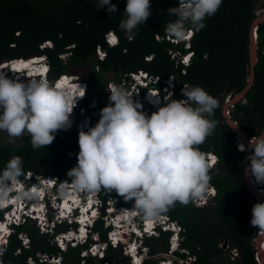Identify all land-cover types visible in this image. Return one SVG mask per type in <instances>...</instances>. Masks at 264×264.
<instances>
[{
  "label": "trees",
  "instance_id": "obj_1",
  "mask_svg": "<svg viewBox=\"0 0 264 264\" xmlns=\"http://www.w3.org/2000/svg\"><path fill=\"white\" fill-rule=\"evenodd\" d=\"M111 2L117 6L115 14L109 13L106 6L96 9L94 0H0V64L44 55L49 63L51 82L62 74L76 75L86 82V98L80 104L86 115L109 103L106 74L112 75L111 81L117 86L130 82V74L137 71H144L160 81L172 77L176 87L172 99L177 100L185 99L179 94L180 89L202 87L218 101L214 115L208 117L216 121L214 132L198 146L199 150L218 157L215 168L209 170V175L216 172L211 177L216 194L203 207L193 202L186 206L177 202L163 214L178 224L180 247L195 257L189 264H258L255 237L259 229L253 227L250 220L253 205L264 201L256 200L247 187L244 173L249 160L246 153L235 146V133L224 116L223 106L226 97L233 98L248 84L249 34L252 22L263 13L264 0H222L215 15L205 20L203 29L196 31L189 25L193 30L189 49L193 56L188 66H183L175 53L185 54L189 50L166 32L168 20L176 18L167 10L177 7L179 0H150L151 16L144 25L138 26V35L132 40L118 28L125 18L127 0ZM108 32L116 35L117 45L106 43ZM256 33L253 83L229 112V119L236 122L248 139L264 132V19L258 23ZM98 49L103 51L102 57L97 54ZM62 54H67L65 59H61ZM99 118L100 114L92 117V123L96 124ZM80 119V112L76 111L73 123L77 124ZM78 152V134L74 127L58 130L52 144L39 149L33 148L30 136L25 133L17 142L0 143V171L12 157L19 156L23 160L20 178L28 183L33 180L26 179L27 172L32 176L71 181L67 172L76 166ZM252 179L254 181V177ZM255 185L264 189V184ZM100 193L102 200L112 196L118 206L135 209L133 201H125L115 190L109 192L102 188ZM68 227L66 223L57 224L55 232L66 231ZM93 231L99 240H106L101 220L95 222ZM21 232L28 236V245L23 244ZM170 234L159 231L157 237L142 239L148 250L143 264H157L159 254L168 252ZM222 239L227 241L229 250L238 249L237 259H230V253L221 248ZM87 247L68 244L60 250L53 236L40 232L27 217L15 226L8 242L1 246L6 251L0 256V264H29V257L35 264H46L39 261L40 255L59 256L62 264L129 263L121 247L108 246L104 259L90 255L81 257V251ZM175 255L186 256L178 252Z\"/></svg>",
  "mask_w": 264,
  "mask_h": 264
},
{
  "label": "clouds",
  "instance_id": "obj_2",
  "mask_svg": "<svg viewBox=\"0 0 264 264\" xmlns=\"http://www.w3.org/2000/svg\"><path fill=\"white\" fill-rule=\"evenodd\" d=\"M94 2L96 9L106 6L109 13L117 12V6L111 0ZM221 4L222 0H179L177 7L167 10L169 15L176 18L168 20L166 32L174 37L172 40L178 39L179 43L184 44V49L189 50L193 30L188 26L196 31L203 29L206 26L205 20L214 16ZM123 13L125 18L119 22L118 28L132 40L138 35V26L144 25L151 16L150 0H127ZM112 18L113 16L110 17ZM112 34L115 40L112 45L106 41L109 46L118 44V38L113 32ZM44 44L50 46L49 42ZM187 54H190V63L193 56L190 50L180 55ZM66 55H60L61 59H65ZM31 58L33 60H30ZM31 58H17L0 64V131L7 133L10 142L27 133L33 148L39 149L52 144L58 130L74 127L78 134L79 152L76 166L67 172L71 181H60L51 176H32L31 172H27L26 179L33 180L28 183L20 178L23 175V160L19 156L12 157L0 171V256L6 251L1 246L8 242L15 226L23 223L27 217L31 218L21 211L19 217L11 207H2L17 182L20 186L31 187V190L21 189L17 199L31 202V207L33 204L40 205L38 214L41 219L31 218L38 230L40 231V222H44L48 229L54 231L57 224L66 223L69 226L66 231L77 233V237L72 238L75 244L68 242L67 245H88L81 251V257L90 255L104 259V251L108 246L114 249L121 247L122 255L129 258L128 264H143L148 258L147 247L142 243L143 238L157 237L159 231H162L170 232V236L177 237L180 241L176 224L163 213L174 207L177 202L186 206L190 202L203 199L209 189V170L215 168L218 157L213 154L216 157V165L209 167L205 154L198 146L214 132L216 121L208 117L214 115L218 106L217 99L200 86L184 87L182 95L185 99H172L176 87L169 93L163 89L168 86L166 80L158 83L147 73L148 76L143 78L147 85H136L143 91L147 87H155L159 91L158 103H161V106L155 108L144 102L142 105L135 102L137 93L133 80L122 86L113 85L109 89L106 84L110 93L109 103L100 110V118L93 124L92 117L95 116L86 115L80 108L87 94L86 82L79 78H69V74H62L51 82L47 58L44 55ZM19 61L31 63L40 74H35L31 69L27 70L28 72H25V69L17 71L20 66H24L21 64L15 68L14 63ZM189 63L181 64L188 66ZM159 84H162L160 88ZM76 111L80 112L81 119L74 124L73 115ZM247 147L252 149V154L247 157L249 164L244 174L251 176L249 178L252 183L264 184V134L253 136ZM238 150L244 152L245 145L238 144ZM62 183L72 184L79 190L74 199L83 198V191L97 192L98 196L95 198L91 195L80 207V211L71 210L74 216L63 219L56 209L49 205V196H45L43 191V188L50 186L52 195L59 196L61 190H55V185ZM35 185L40 186L39 194L34 190ZM102 188L109 192L115 190L125 201H133L135 208L116 205L128 210L131 224L128 226L129 231H122L125 238L120 236L115 244L108 236L109 232L117 231L112 225L115 221L110 220L112 211L107 210L113 208L106 209L101 205L106 200L100 197ZM37 197L42 200L38 202ZM70 207L73 209L72 205ZM5 212L12 215L5 219ZM159 216H163L164 221L158 220ZM144 218L155 219L152 231H143L140 223ZM99 220L106 231L105 241L99 240V236L93 231L95 222ZM79 224H84L86 228H81L79 232ZM250 224L259 229L258 233L264 232V202L253 205ZM73 225L75 226L72 227ZM21 234L19 233V236ZM91 240L94 243H89ZM93 246L98 247L95 255L90 253ZM125 248H132L133 254H125ZM224 250L229 252V246ZM175 252L179 253L177 250H174ZM255 258L259 264L257 254ZM159 262L158 260L157 264ZM46 264L51 263L46 261Z\"/></svg>",
  "mask_w": 264,
  "mask_h": 264
},
{
  "label": "built area",
  "instance_id": "obj_3",
  "mask_svg": "<svg viewBox=\"0 0 264 264\" xmlns=\"http://www.w3.org/2000/svg\"><path fill=\"white\" fill-rule=\"evenodd\" d=\"M115 37L113 36L112 32H109L106 38V41L108 42L109 45H112L114 43ZM98 54L100 57H102L104 55L103 51H101L100 49H98ZM176 57L180 58V63H184V64H188L189 63V59H190V54H187L185 56H181L178 53H175ZM148 74L144 71H137L136 73L130 74V81L133 80V86H134V90L137 93V96L135 98V102H138L140 105H142V103H146L148 105L154 106L158 103L159 100V91L154 87H147L146 90H144L142 92V90L139 89V87L136 85L137 83H142L143 85H147L146 81L143 80L144 77H147ZM73 76H70L69 78H71ZM65 78V76L63 77ZM77 78V77H75ZM154 80H156L158 83L160 82V80L157 77H154ZM166 83H168V86H166V88L164 87L163 89L167 90L169 93L172 92V89L174 86V80L172 77H169L168 79H166L165 81ZM64 83V82H62ZM108 89L111 87V85L108 83L107 85ZM155 94V95H152ZM180 94H182V89H180ZM229 100L228 97L225 98V103ZM232 107V106H231ZM230 107V108H231ZM230 108L226 111L227 114H230ZM145 114L146 112L143 111ZM100 113V110L93 112V116H97ZM236 123V122H235ZM238 144H240V142L235 141V146L238 150ZM201 151V150H200ZM202 153L205 154L207 162L209 164V167L215 166L216 165V157L211 154V153H207V152H203ZM244 152H248V150L244 151ZM251 180V179H250ZM216 194V188L215 186L210 183L209 185V189L207 191V193L205 194L204 198L197 201V202H193L196 206L198 207H203L205 205L208 204L209 200H211V198L214 197V195ZM99 200H97L98 202ZM111 216H110V220L112 221H118V217H129L130 215L128 214V210L125 207H119L117 209H111ZM110 212V211H109ZM134 213V212H133ZM129 215V216H127ZM161 219H164L163 216H159ZM155 222V219L153 220H149L144 218L142 220V222L140 223V226L142 227L144 232H148V231H152V227H153V223ZM81 228L84 230L86 228V226H84V224H79V228L77 229L79 232L81 230ZM39 229L40 232L43 233H48L50 235H53V241L54 243L59 246L60 250H64L65 247L67 246V243L70 242L73 245L75 244V240H72L73 237H77V233L73 232L71 233L70 231H62V232H58L55 233L54 229H48L47 225H45L44 222H40L39 225ZM117 231H113V232H109L108 236L109 239L112 241L114 240V244L117 241V239L122 236L123 238H125V236L123 235L124 230H122V228H116ZM125 229V228H124ZM129 231V230H127ZM20 237L22 238V242L25 245H28L29 243V239L28 236L25 233H22L20 235ZM80 239V238H79ZM222 243V242H221ZM168 252L164 253V257L166 258L168 255V259H159V264H174L176 262V264H189L195 261V257L191 256L187 250H184L180 247V241H178L177 237L174 236H170L168 239ZM227 246V245H226ZM94 247V248H93ZM90 248V253L95 255L98 252V247L97 246H93ZM227 249V248H226ZM174 250L179 251V253H185L186 256L185 257H180L178 255H175ZM125 254H133V250L132 248H125L124 250ZM238 251L234 250L231 251L229 250V253L231 256V258L234 260V258L239 255V253H237ZM39 257V261H49L51 264H62V259L59 256H45V255H40ZM173 260V263H172ZM28 262L29 264H35L34 260L29 257L28 258ZM108 264V263H106Z\"/></svg>",
  "mask_w": 264,
  "mask_h": 264
},
{
  "label": "water",
  "instance_id": "obj_4",
  "mask_svg": "<svg viewBox=\"0 0 264 264\" xmlns=\"http://www.w3.org/2000/svg\"><path fill=\"white\" fill-rule=\"evenodd\" d=\"M264 19V9H263V13L261 16H258L251 25V30H250V34H249V49H248V62H249V75L247 78V86L239 93V95L236 98H229V100L224 104L225 109L228 110L231 106H233L236 102H238V100L240 98H242L244 96V94L248 91V89L251 87L252 83H253V79H254V68L257 62V33H256V27L258 25L259 22H261ZM224 110V109H223ZM225 115L228 114L225 111ZM228 124L230 125L232 131L235 133V141L240 142V144L245 145V149L249 150V148L247 147L249 141L251 138H247L245 136V134L240 130L239 126L232 121L231 119H229V121H227ZM264 134V132L262 133ZM245 150V151H246ZM247 170V169H246ZM246 172V171H245ZM250 175H245V182L247 184V187L249 189V191L252 193V195L255 197L256 200H262L264 201V189H259L257 188V185H255L254 183H252L250 181ZM264 232H259L257 234V236L255 237V247H256V254L259 260V264H264ZM223 249H226V241H223V245H222ZM260 256V257H259Z\"/></svg>",
  "mask_w": 264,
  "mask_h": 264
},
{
  "label": "rangeland",
  "instance_id": "obj_5",
  "mask_svg": "<svg viewBox=\"0 0 264 264\" xmlns=\"http://www.w3.org/2000/svg\"><path fill=\"white\" fill-rule=\"evenodd\" d=\"M259 12L260 11H257L256 12V14H259ZM178 40V39H177ZM71 76H73V78L72 79H75V77H77L76 75H71ZM111 77H112V75L111 74H106V76H105V80H106V82H107V84L109 83L111 86H113V85H115L112 81H111ZM78 78V77H77ZM121 85H123V83H121ZM239 94H237L234 98H236L237 96H238ZM164 101V100H163ZM223 109H224V116H225V118H227V121H229V117H227V115H225V111H227L226 109H225V106H223ZM231 109V108H230ZM19 138L20 137H18V138H15V139H13V140H11V142H17L18 140H19ZM0 143H10V139H9V137H8V135H7V133L6 132H4V131H0ZM252 154V149H249L248 150V152L246 153V158L249 156V155H251ZM215 174H216V172H213V173H211L210 174V177H212V176H215ZM70 185H72V184H70ZM64 186H69V185H65V184H60V185H55V190L57 189V188H63L64 189V191L67 189V188H65ZM72 187V186H71ZM38 187H35V189H37ZM43 191H44V195L45 196H49V205L51 206V207H53V208H55L56 207V204H53V201H55L56 202V198L58 197V196H53L52 195V193H51V190H50V186H47V187H45V188H43ZM64 193V192H63ZM94 196L95 198H97V196H98V194H97V192H95V193H89V192H85V191H83L82 192V196H83V198H85V199H88L90 196ZM36 200L38 201V202H40V200H42V198L41 197H37L36 198ZM117 199L115 198V197H112V196H107L106 197V200L101 204L102 206H104V207H106V209L107 208H113V209H117L118 207H116V205H117V201H116ZM107 210H109V211H111L110 209H107ZM158 220H160L161 222L162 221H164V219H160V218H158ZM128 230V228H125L124 229V231H127ZM21 234V233H20ZM128 238V237H127ZM223 239L221 240V242L222 243H220V245H221V248H222V245H223ZM227 244V243H226ZM228 247V244H227V246H226V248ZM94 248V247H93ZM228 252V251H227ZM167 257H168V255H166ZM164 257V254L163 253H161V254H159V256H158V258L159 259H161V258H163ZM166 257V258H167ZM168 259V258H167ZM161 261V260H160Z\"/></svg>",
  "mask_w": 264,
  "mask_h": 264
},
{
  "label": "bare ground",
  "instance_id": "obj_6",
  "mask_svg": "<svg viewBox=\"0 0 264 264\" xmlns=\"http://www.w3.org/2000/svg\"><path fill=\"white\" fill-rule=\"evenodd\" d=\"M26 64V62L25 61H19V62H16V63H14V67L15 68H17V67H19L21 64ZM26 67H29V65H25ZM31 71H34V73L35 74H40V73H37V71L35 70V67L34 66H31ZM62 85H64V84H62ZM159 106H161V103H157L156 105H154L153 107H155V108H158ZM264 194V193H263ZM71 199V200H73L74 198H75V192L74 191H70V194L68 195V194H66V197H65V200L67 201L68 199ZM14 202H15V204H16V206H17V208H18V210L22 207L21 205H20V200L19 199H17V197L14 199ZM19 203V204H18ZM71 204V202L70 201H68V206ZM63 207L65 208V209H68L67 207H66V205L63 203ZM26 213H29V211H27ZM62 213H64V209L62 210ZM33 214H35V210H33ZM19 216H20V214H19ZM127 216H129V215H127ZM118 218H120V219H118V221H115L112 225L114 226V227H116V228H128V226H130V224H131V218L130 217H118ZM129 230V229H128ZM263 233V232H262ZM260 257V256H259Z\"/></svg>",
  "mask_w": 264,
  "mask_h": 264
},
{
  "label": "flooded vegetation",
  "instance_id": "obj_7",
  "mask_svg": "<svg viewBox=\"0 0 264 264\" xmlns=\"http://www.w3.org/2000/svg\"><path fill=\"white\" fill-rule=\"evenodd\" d=\"M210 183H212V180H210ZM212 184H213V183H212ZM166 216H167V215H166ZM167 217H168V216H167ZM171 221H172V220H171ZM172 222H174V221H172ZM174 223L176 224L177 228L180 230L178 224H177L176 222H174ZM223 240H225V239H223ZM230 250H231V251H234V250L238 251V249H236V248H233V249H230ZM237 253H239V251H238ZM231 256H232V255H230V259H232ZM238 256H239V255H237L234 259H237ZM232 260H233V259H232Z\"/></svg>",
  "mask_w": 264,
  "mask_h": 264
}]
</instances>
